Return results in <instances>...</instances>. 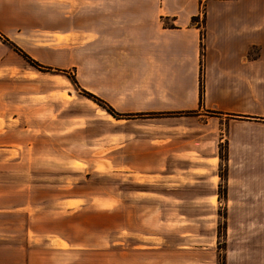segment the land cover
<instances>
[{
	"label": "crops",
	"instance_id": "crops-1",
	"mask_svg": "<svg viewBox=\"0 0 264 264\" xmlns=\"http://www.w3.org/2000/svg\"><path fill=\"white\" fill-rule=\"evenodd\" d=\"M0 36L3 76L15 73L16 55L20 66L28 63L18 47L42 65L72 70L79 90L116 112L39 111L23 125L24 143L9 136L2 144L8 150L23 146L33 165L40 159L58 170L64 161L78 162L135 184L133 191L103 196L106 204L119 200L123 216L129 214L126 199L158 201L160 184L198 189L179 200L219 201V176H209V170L223 166L229 177L221 200L229 211L264 217V0H0ZM49 100L37 94L23 104L43 108ZM6 126L0 135L12 130L10 121ZM232 173L247 175L249 183L231 182ZM55 179L32 178L30 196L16 208L32 218L24 229L26 248L40 243L48 252L90 250L94 242L71 239L53 224L94 200L74 191L78 179ZM153 210L140 214L152 218ZM122 224L124 239L130 232ZM246 229L252 232L238 231ZM104 233L110 239L111 231ZM45 258L34 261L30 255L23 264H55V258ZM74 261L65 257L61 264ZM226 264L264 262L227 256Z\"/></svg>",
	"mask_w": 264,
	"mask_h": 264
},
{
	"label": "rangeland",
	"instance_id": "rangeland-1",
	"mask_svg": "<svg viewBox=\"0 0 264 264\" xmlns=\"http://www.w3.org/2000/svg\"><path fill=\"white\" fill-rule=\"evenodd\" d=\"M19 58L16 55L17 68L10 77L0 72V114L9 115V119L0 117V130L7 127V121L13 125L9 133L0 135V264H23L30 255L34 261L47 257L45 260L52 262L50 257L55 258V264H61L65 257L78 261L72 264H226L227 256L254 257L264 262V217L247 216V210L229 211L220 199L219 189V201H190L178 198L190 196L194 189H198L182 186L172 189L160 184L157 186L158 201L136 202L126 199L123 203L129 214L123 216L119 200L106 204L103 196L110 193L118 195L120 189L133 191L138 187L135 184H121L118 177L106 174L101 167L95 170L82 169L83 165L78 162L70 165L64 161L63 169L58 170L41 163L40 159H36L33 165L34 156L23 146H16L12 150L3 146L9 136L24 143L23 125L31 123L39 111L72 114L96 108L100 114L108 112L75 86L71 80L74 75L72 70L68 74L46 72L29 62L20 66ZM37 94L50 98L44 109L23 104L24 98ZM44 142L42 140L41 143ZM175 171L178 174L185 173V170ZM211 175L219 176V179L214 180H219V187L222 185L221 192L223 187L227 190V168L221 166L218 170H209ZM56 176L58 180L78 179L79 184L74 187V191L92 196L94 200V203L67 215L63 223L53 224L58 233L71 239L94 242L90 250L75 254L48 252L40 243H35V249L26 248L30 242L25 239L24 229L32 223V218L24 209L16 208L21 207L30 196L29 182L32 178L56 180ZM244 181L249 183L247 175L232 173L231 182L237 184ZM168 196H176L177 199L169 200L166 198ZM151 208L154 209V217L140 214ZM224 220L227 223L226 230ZM72 224L73 230L69 229ZM121 224L130 232H125L124 239L120 236ZM239 227H251L252 232H247V229L246 232H240ZM105 228L111 231L110 239L104 233ZM227 229L234 231L227 233ZM249 236L256 237L257 242L248 241Z\"/></svg>",
	"mask_w": 264,
	"mask_h": 264
},
{
	"label": "trees",
	"instance_id": "trees-1",
	"mask_svg": "<svg viewBox=\"0 0 264 264\" xmlns=\"http://www.w3.org/2000/svg\"><path fill=\"white\" fill-rule=\"evenodd\" d=\"M199 19L197 17L193 18V22H197ZM16 51L21 54L30 64H32L33 66L37 67L38 69L42 70V71H50V72H55V73H70L69 70H61V69H55L49 66H45L40 64L39 62H37L36 60H34L33 58H31L29 55H27L23 50H21L20 48L16 47ZM201 56L203 55V50H201ZM202 67V66H201ZM71 80L73 81V83L77 86L78 85V81L75 77V74L72 75ZM82 92L85 96H87L88 98L92 99L93 101L99 103L102 107L106 108V110L111 113L112 115L116 116V112L115 110L108 105L104 100H102L101 98L95 96L94 94H91L90 92L83 90ZM204 99V81H203V73L201 72V78H200V101L202 102ZM217 113V112H216ZM134 116H141V114H124V117H134ZM223 179L225 180V178L223 177ZM220 188H222V185L219 187V194H220V199L226 198V192L227 190L225 189V187H223L222 192L220 191ZM224 228L226 230V221L224 220ZM225 248V247H224Z\"/></svg>",
	"mask_w": 264,
	"mask_h": 264
}]
</instances>
